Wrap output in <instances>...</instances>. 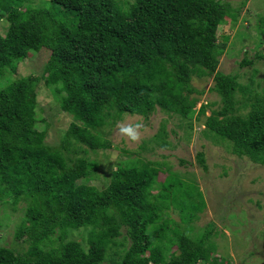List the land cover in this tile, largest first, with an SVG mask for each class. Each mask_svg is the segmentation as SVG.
Wrapping results in <instances>:
<instances>
[{
  "label": "trees",
  "instance_id": "trees-1",
  "mask_svg": "<svg viewBox=\"0 0 264 264\" xmlns=\"http://www.w3.org/2000/svg\"><path fill=\"white\" fill-rule=\"evenodd\" d=\"M237 16L220 0H0L8 21L0 33V203L25 207L14 232L23 245H0V264H233L211 255L213 223L200 232L186 223L203 208L198 185L177 173L160 179L163 162L142 155L147 141L121 148L128 155L101 189L79 179L93 176L98 162L87 154L110 145L123 114L147 118L159 109L188 120L202 94L193 76H211L220 99L203 133L264 166V89L218 69L227 42H217L218 26ZM40 48L49 52L40 74L10 77ZM251 63L245 56L239 66ZM41 81L72 116L57 146L35 125ZM166 135L161 123L151 142L165 147ZM196 159L206 170L203 151ZM171 209L183 220L177 234L160 217ZM78 228L84 235L70 237ZM170 232L178 237L167 242Z\"/></svg>",
  "mask_w": 264,
  "mask_h": 264
},
{
  "label": "rangeland",
  "instance_id": "rangeland-1",
  "mask_svg": "<svg viewBox=\"0 0 264 264\" xmlns=\"http://www.w3.org/2000/svg\"><path fill=\"white\" fill-rule=\"evenodd\" d=\"M32 1L38 3L41 0ZM220 1L237 9L238 16L235 21L225 17L218 26L217 42L227 39L226 47L219 56L218 69L225 73H238L240 83H252L253 88L262 90L264 23H260V20L264 18V0ZM7 26L8 21L1 18V34L5 33ZM48 55L45 48L28 51L26 58L18 63L16 72L10 77L40 74ZM245 56L252 63L240 67L239 63ZM191 82L202 90V94H197L198 100L188 120H181L180 117L159 109L147 118L123 114L110 129V145L105 150L88 152L87 157L96 160L98 166L93 176L89 179L81 178L79 182L101 189L108 182L112 170L128 155L121 148L136 150L145 140L149 146L142 151V155L163 162L160 179L168 173H177L186 181L195 182L201 190L203 208L186 223L191 225L194 232L203 231L207 223H213L210 238L215 241L216 248L211 255L223 256L233 264H264V166L252 162L246 156L233 153L230 141L203 133V120L210 114L211 108H218L220 99L209 89L212 86L211 76H193ZM37 101L35 125L44 131L46 144L57 146L69 127L72 116L60 110L58 97L52 86L45 85L42 81L37 87ZM201 104H206L205 114L196 119ZM189 122L192 128L187 125ZM161 123L167 131L165 147L151 142L152 135ZM199 151L204 152L206 170L197 162L196 154ZM180 159L186 162L182 163ZM6 201L0 203V245L21 247L22 240L16 239L14 232L25 207L20 201L17 209L13 210L10 207L12 198H6ZM160 217L177 234V223L183 221L178 211L165 210ZM160 222L161 220L154 222L149 230L155 231ZM182 226L184 224L180 225V229ZM121 230L124 232V229ZM57 234L58 231L54 236ZM175 234L170 232L166 241L176 237ZM83 235L82 228L70 232V237L75 239H80ZM117 240H123V234ZM172 249L175 250L176 247Z\"/></svg>",
  "mask_w": 264,
  "mask_h": 264
}]
</instances>
